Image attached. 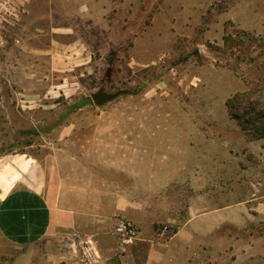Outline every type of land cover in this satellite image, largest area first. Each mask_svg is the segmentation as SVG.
Segmentation results:
<instances>
[{"label":"rangeland","instance_id":"1","mask_svg":"<svg viewBox=\"0 0 264 264\" xmlns=\"http://www.w3.org/2000/svg\"><path fill=\"white\" fill-rule=\"evenodd\" d=\"M0 1V158L50 157L67 178L125 192V217L112 222L136 229L125 238V264H170L175 241L186 240L189 264H264V169L246 145L254 138L242 130L240 139L212 116L228 114L213 65L245 82L217 49L226 34L245 30L221 21L232 0ZM98 92L118 95L98 105ZM202 127L209 160L195 162L194 184L163 181L176 166L179 176L189 173L185 159L147 164L141 177L98 158L137 149L139 128L148 145L170 131L186 144ZM67 242L59 246L75 254L86 246ZM6 258L0 264H15Z\"/></svg>","mask_w":264,"mask_h":264},{"label":"crops","instance_id":"2","mask_svg":"<svg viewBox=\"0 0 264 264\" xmlns=\"http://www.w3.org/2000/svg\"><path fill=\"white\" fill-rule=\"evenodd\" d=\"M201 1L204 6H210L222 0ZM3 3L0 1V5ZM14 3L16 1L12 0V8ZM221 21H231L245 30L264 34V0H232L228 10L221 15ZM213 68L222 105L226 106V100L236 92L248 88L245 82L235 79L228 71L217 69L214 65ZM236 80L240 84L231 86V83H237ZM228 114L222 111L212 116L220 118L242 139L244 132ZM204 115L206 118L211 116L210 113ZM205 130L207 128L203 127L195 130L198 134L189 136L186 144L185 140L180 141L175 133L168 130L169 139H163L165 134H161L160 138L156 137L153 143L147 145L142 139L146 129L139 128L137 149L128 145L125 150H117L119 153L114 150L112 155L98 158L101 161L106 158L109 168L141 177L145 176L147 164L152 163V167L156 168L158 163L169 165L170 159L175 163L185 159V168L189 167L190 172L181 177L176 166L174 175L163 181L194 184L199 182L194 174L195 162L209 160L208 156L204 157L210 144ZM246 145L251 154L260 158L258 166L264 169V138L249 140ZM52 161L50 157L35 160L27 154H6L0 158V257L6 255V262L14 259L15 264H125V252L121 250L120 239L114 233L112 224L114 216L125 217V192L113 188L100 190L93 180L67 178L62 167H54ZM236 164L235 167L241 166ZM246 166L244 164L243 169ZM200 181L209 183L208 175L201 176ZM181 231L175 236H179ZM67 237L72 240L67 242L72 248L78 244L82 246L81 239H87L91 242L88 250L94 249V253L89 250L84 257L83 252L75 254V249L67 250L59 246ZM179 243L175 241L176 250H173L169 262L189 264L192 261L188 247L190 242Z\"/></svg>","mask_w":264,"mask_h":264},{"label":"trees","instance_id":"3","mask_svg":"<svg viewBox=\"0 0 264 264\" xmlns=\"http://www.w3.org/2000/svg\"><path fill=\"white\" fill-rule=\"evenodd\" d=\"M217 49L230 55L226 65L248 86L226 100L229 115L254 139L264 138V36L246 30L226 34Z\"/></svg>","mask_w":264,"mask_h":264},{"label":"built area","instance_id":"4","mask_svg":"<svg viewBox=\"0 0 264 264\" xmlns=\"http://www.w3.org/2000/svg\"><path fill=\"white\" fill-rule=\"evenodd\" d=\"M113 231L119 237L118 239H120L122 249H124L125 247V238L131 239L132 237H134V234L136 233V229L134 228V226L130 222H126L123 218L122 219L118 218L114 222ZM81 244L86 245V246L83 245L84 246L83 255L84 257H87V252H88L87 247H90L88 245H91V242H89L87 239L86 240L81 239Z\"/></svg>","mask_w":264,"mask_h":264},{"label":"water","instance_id":"5","mask_svg":"<svg viewBox=\"0 0 264 264\" xmlns=\"http://www.w3.org/2000/svg\"><path fill=\"white\" fill-rule=\"evenodd\" d=\"M118 95V93L115 94H107L104 92H98L96 94L93 95V100L96 104L98 105H102L108 101L113 100L116 96Z\"/></svg>","mask_w":264,"mask_h":264}]
</instances>
